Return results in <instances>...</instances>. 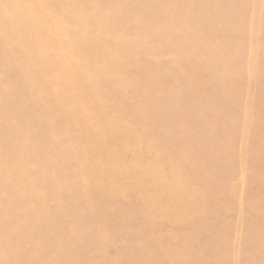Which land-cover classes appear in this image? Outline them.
<instances>
[{"label": "rangeland", "instance_id": "obj_1", "mask_svg": "<svg viewBox=\"0 0 264 264\" xmlns=\"http://www.w3.org/2000/svg\"><path fill=\"white\" fill-rule=\"evenodd\" d=\"M0 264H264V0H0Z\"/></svg>", "mask_w": 264, "mask_h": 264}, {"label": "bare ground", "instance_id": "obj_2", "mask_svg": "<svg viewBox=\"0 0 264 264\" xmlns=\"http://www.w3.org/2000/svg\"><path fill=\"white\" fill-rule=\"evenodd\" d=\"M231 1H233V0H231ZM135 2H136V1H135ZM137 2H138V1H137ZM239 8H240V7H239ZM230 10H231V9H230ZM230 10H229V11H230ZM232 12H233V10H231V13H232ZM226 13H227V12H226ZM220 40H221V39H220ZM220 40H215L214 43L217 42V41H220ZM211 41H212V40H211ZM212 43H213V42H212Z\"/></svg>", "mask_w": 264, "mask_h": 264}]
</instances>
